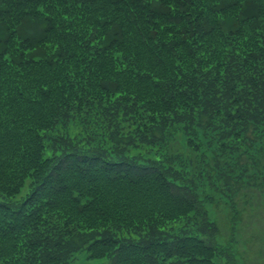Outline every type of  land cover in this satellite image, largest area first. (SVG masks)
<instances>
[{
	"label": "trees",
	"instance_id": "obj_1",
	"mask_svg": "<svg viewBox=\"0 0 264 264\" xmlns=\"http://www.w3.org/2000/svg\"><path fill=\"white\" fill-rule=\"evenodd\" d=\"M255 190L264 0H0V264H237L207 204L234 230Z\"/></svg>",
	"mask_w": 264,
	"mask_h": 264
},
{
	"label": "rangeland",
	"instance_id": "obj_2",
	"mask_svg": "<svg viewBox=\"0 0 264 264\" xmlns=\"http://www.w3.org/2000/svg\"><path fill=\"white\" fill-rule=\"evenodd\" d=\"M180 128H178L173 134L170 135V138L165 142L164 146L161 144L157 151L159 153L160 159L164 155V149H167L168 151L166 153L172 154V150L174 148H181L184 150L185 154L187 153H194V149H191L188 147V137L186 138V132L182 125H179ZM182 136V138L180 137ZM175 138V139H174ZM186 138V140H184ZM182 140V145L179 147L177 145V142L175 140ZM197 139V140H196ZM193 141L197 146V149H199V152L196 151V154H198V158L196 159L197 165H199V171L203 165H205V162H202V157L205 156L207 159L210 158V156L213 154V149L215 150L217 148L216 146V140L215 138H212V135H209V131L199 129L197 133V138H194ZM200 145V146H199ZM156 148V147H155ZM154 148V149H155ZM150 152H153V148L150 149ZM210 152V153H209ZM131 153H134L137 157L148 159L150 156H147L146 154L142 153V156H139V151L132 150ZM173 158H176L175 164H179L181 160H183L182 157L177 158V154H172ZM156 157V156H155ZM153 157V159H156ZM221 160V159H220ZM228 158L224 159V162L226 163ZM208 163V161H207ZM183 164V163H182ZM177 165V166H178ZM181 170L182 167H179ZM229 175V178H233V176L230 173H227ZM197 184L200 183V180L196 179ZM233 182V180H231ZM198 184V185H199ZM220 185L224 186L227 185L225 183L220 182ZM26 187V186H25ZM24 187V188H25ZM203 189V188H202ZM201 189V190H202ZM228 188H222L219 189L223 191L222 195H216L217 199H220L221 197H227L228 199L231 198L230 201L233 199V194L230 190H227ZM226 191V192H225ZM256 191V195L254 197L261 199V195L259 191ZM225 192V193H224ZM262 194V193H261ZM264 196V194H262ZM205 196V195H204ZM210 197V195H208ZM255 200H252V204L255 203ZM264 203V199H261ZM260 202V201H259ZM257 204H260V203ZM209 208V219L220 227V233L218 237V244L223 246L224 248H227V246H230L232 248V253L235 255V260L237 264H264V209H258L254 210L253 206L250 207H238L236 209L237 213L241 214L242 222L235 224V229L232 230V225L230 223V216L228 207H230L228 204H225L223 202H220V204L217 205L216 202L207 204ZM253 208V209H252ZM255 211V212H254ZM262 214V217L259 216L258 213ZM184 226V232L189 231L192 232V234H195L196 227L191 224L189 229L186 228V224H181L180 222H175L173 224L167 225V232L170 233V229L174 227L175 233L177 235L180 234L179 228L181 227V230ZM179 232V233H178ZM175 233H170L172 235H176ZM176 235V236H177ZM233 238V239H232ZM232 239V240H231ZM216 264H221L219 260H215ZM68 264H106L105 260H90L89 259V253L86 250H83L81 253L74 256L73 259L69 261ZM226 264V263H225Z\"/></svg>",
	"mask_w": 264,
	"mask_h": 264
}]
</instances>
